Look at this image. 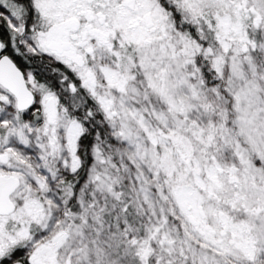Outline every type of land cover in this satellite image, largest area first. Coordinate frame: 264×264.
I'll use <instances>...</instances> for the list:
<instances>
[{"label":"snow or ice","instance_id":"obj_1","mask_svg":"<svg viewBox=\"0 0 264 264\" xmlns=\"http://www.w3.org/2000/svg\"><path fill=\"white\" fill-rule=\"evenodd\" d=\"M0 264H264V0H0Z\"/></svg>","mask_w":264,"mask_h":264}]
</instances>
